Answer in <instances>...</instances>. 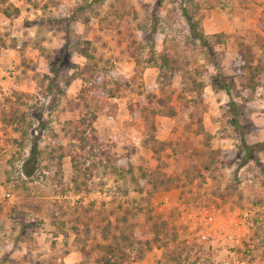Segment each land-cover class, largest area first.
Instances as JSON below:
<instances>
[{"label": "rangeland", "instance_id": "obj_1", "mask_svg": "<svg viewBox=\"0 0 264 264\" xmlns=\"http://www.w3.org/2000/svg\"><path fill=\"white\" fill-rule=\"evenodd\" d=\"M10 2L20 13L15 19L0 13V264H113L91 247L103 235L116 238L122 218L130 225L123 264L161 256L153 247L133 261L155 229L162 240L175 234L179 247L187 240L193 264H264V146L254 152L260 163L246 161L241 150L242 137L264 144V98L251 96L248 76L238 69L245 49L264 65V0ZM184 12L205 35L224 34L214 47L216 67L191 36ZM65 44L70 59L54 74L50 58ZM84 48L92 59L80 55ZM162 54L173 68L167 80L156 69ZM216 77L230 95L211 86ZM193 81L205 85L200 135L186 128L189 110L181 103L194 99L187 88ZM160 83L176 114L156 117L154 138L164 146L155 153L129 106L157 93ZM13 115L19 123H10ZM93 117L95 136L110 158L175 177L214 151L216 171L192 185L149 193L145 180L114 181L98 167L77 193L70 158L58 165L57 148L74 152L69 123ZM235 120L245 125L241 131ZM34 145L39 166L26 177L23 165Z\"/></svg>", "mask_w": 264, "mask_h": 264}, {"label": "trees", "instance_id": "obj_2", "mask_svg": "<svg viewBox=\"0 0 264 264\" xmlns=\"http://www.w3.org/2000/svg\"><path fill=\"white\" fill-rule=\"evenodd\" d=\"M11 0H0V13L8 19H15L19 16V9L14 7ZM184 17L188 24L189 32L195 40L200 43V46L205 49L207 60L216 67L214 63V47L216 45L222 44L224 34H214L207 36L203 33L198 25V22L194 21L191 16L184 12ZM262 42V47L264 43V38L259 39ZM80 55L85 58V60L92 59L89 55L87 49L81 50ZM252 54L245 49L240 53L238 69L242 70L248 76L247 87L250 90V94L253 98H264V65L261 60H254L251 56ZM161 63L156 66L158 75L161 79H169L166 75L168 69L171 68V63L168 57L164 54L159 56ZM69 52L67 50L66 44L59 49L55 56H52L49 61V65L52 67L54 74L59 67L64 66L67 61H69ZM88 66H83L84 79L89 80L92 75L88 72ZM83 74V75H84ZM95 81H99L100 76H94ZM92 80V79H91ZM166 84L160 83L157 93L140 95L139 100L136 103L130 104L129 111L131 116L135 119L140 120L144 125V137L145 144H153V150L157 153L160 150V146H164V143L156 142L154 138L155 132V119L158 116L173 117L176 114L175 108L171 104L170 93L166 91ZM211 86L213 88L223 90L227 95H230V88L226 83H224L220 77L213 78L211 81ZM192 93H195L194 99L190 100L189 103L181 102L183 104V111H188V118L190 123L186 124L188 130H193L196 135L203 133L202 124L200 121L201 115L205 112L204 103V88L205 85L202 83L192 82V87H187ZM117 89L111 92L112 97H115V92ZM183 98L178 96V99ZM152 103L157 105V108H151ZM93 117L91 120L82 118L77 123H69L71 126L70 130V143L76 141L75 151L72 149H67L66 151L62 146L57 148L58 156L56 161L58 165L61 163L64 157H69L71 162V167L76 178L73 179L72 185L75 187V192H79L88 186L89 179L93 176V170L102 167L103 172L101 175L110 177L114 181H119L124 177H129L131 182L138 184L139 180H145L146 185L149 187L147 190L149 193L157 191H168L171 188H178L179 183L184 182L186 185H192L194 181L205 179V174L209 173L210 177H213L216 165V152L212 151L208 156L207 160L202 163L201 166L197 164H191L184 167L179 176L170 177L165 173L153 170H146L141 167L132 166L127 158H110L108 151L104 150L105 146L102 140L95 136V130L92 128ZM197 119V120H195ZM233 126L237 131H241L245 125H243L239 120H235ZM19 123V120L13 115L10 123ZM192 123H196V128H192ZM79 127H82L79 130ZM89 130V132H87ZM73 143V142H72ZM159 146V148H155ZM264 146L263 143L249 144L243 137L241 138V150L244 153V159L252 160L255 163H260L258 156L254 154L255 150L260 151ZM36 145H34L30 156L26 159L23 165V175L26 177L32 176L33 172L39 166L37 159ZM97 161V165H95ZM147 220L151 221V216L147 215ZM122 224L121 227L118 226ZM128 219L122 218L117 221L118 236L116 238L108 239L107 236L103 235L104 241L97 242L91 247V251L101 253L102 255L108 257V259L113 264H123L126 259H128V254L123 252V248L126 247L125 243L130 241V234L128 233V228L130 225L127 224ZM160 231V230H159ZM155 229L154 236L151 241L148 242L146 250L137 254L133 261L142 260L145 252H149L154 248L161 250V256L156 260L155 264H183L184 261L187 264H193L189 262L190 252L194 251V247L190 246L189 249L186 248L187 240L182 241L181 247L178 244L177 236L175 234L171 235L168 240H162L160 232ZM181 243V242H180ZM128 246L130 244H127ZM132 247V246H130ZM200 249L201 247H197ZM85 249L83 248V251ZM196 253V252H195ZM197 253H199L197 251ZM198 255L194 260L198 261L200 259Z\"/></svg>", "mask_w": 264, "mask_h": 264}, {"label": "crops", "instance_id": "obj_3", "mask_svg": "<svg viewBox=\"0 0 264 264\" xmlns=\"http://www.w3.org/2000/svg\"><path fill=\"white\" fill-rule=\"evenodd\" d=\"M159 257H160V254H151V258L149 257L147 260H145L143 262H135L132 264H153L154 259H158ZM150 259H151V261H150Z\"/></svg>", "mask_w": 264, "mask_h": 264}, {"label": "built area", "instance_id": "obj_4", "mask_svg": "<svg viewBox=\"0 0 264 264\" xmlns=\"http://www.w3.org/2000/svg\"><path fill=\"white\" fill-rule=\"evenodd\" d=\"M200 237H201L203 240H207V239H208V237H207L205 234H202Z\"/></svg>", "mask_w": 264, "mask_h": 264}]
</instances>
